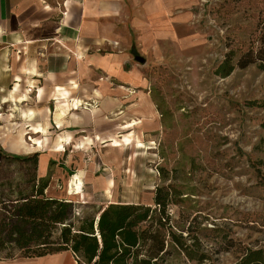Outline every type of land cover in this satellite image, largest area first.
<instances>
[{"label": "rangeland", "instance_id": "374dc122", "mask_svg": "<svg viewBox=\"0 0 264 264\" xmlns=\"http://www.w3.org/2000/svg\"><path fill=\"white\" fill-rule=\"evenodd\" d=\"M175 13L177 32L169 31L160 52L134 40L129 49L140 80L132 92L137 103L139 96L148 99L158 123L151 128L150 118L138 117L139 140L114 141L115 150L85 144L55 152L58 132L47 125L36 137L41 147L17 151L11 144L29 132L31 122H47L48 103L39 102L42 92L28 84L18 87L27 101L9 100L12 84L0 88V241L8 237L6 211L18 205L20 191H30L31 170L3 152H38V165L44 158L46 164L37 175L49 177L45 195L70 197L85 215L105 200L152 205L155 188L166 186L163 230L181 233L196 256L204 255L201 264H236L246 248L264 246V184L252 165L264 156V69L257 58L264 49V0H196ZM227 55L234 68L222 77L215 69ZM31 111L32 119L21 117ZM77 164L86 180L76 175ZM107 180L112 192L105 194ZM166 240L164 264H197L168 242L170 236ZM0 249V256L9 255L4 259L19 255L9 243Z\"/></svg>", "mask_w": 264, "mask_h": 264}, {"label": "crops", "instance_id": "0c3cea01", "mask_svg": "<svg viewBox=\"0 0 264 264\" xmlns=\"http://www.w3.org/2000/svg\"><path fill=\"white\" fill-rule=\"evenodd\" d=\"M55 1L0 0V88L12 84L9 100L27 101L24 94L19 96L18 87L28 84L42 92L39 102L48 103L47 122H31L29 132L20 133L12 148L29 152L41 147L36 137L46 133L47 125L58 132L55 152L80 150L85 144L115 150L114 141L127 145L126 139L139 140L140 123L122 128L138 117L150 118L151 128H157L148 99L139 96L141 107L137 106L132 92L140 80L129 49L134 40L160 52L169 31L177 32L176 8L196 0ZM23 116L32 119L34 114ZM27 133L38 135L27 139ZM45 164V158L39 160L40 173ZM77 165L76 175L82 178ZM108 181L101 192H112ZM0 264L78 263L70 250H62L37 257L0 258Z\"/></svg>", "mask_w": 264, "mask_h": 264}, {"label": "trees", "instance_id": "16d2710c", "mask_svg": "<svg viewBox=\"0 0 264 264\" xmlns=\"http://www.w3.org/2000/svg\"><path fill=\"white\" fill-rule=\"evenodd\" d=\"M257 58L264 69V49H259ZM249 61L238 65L244 67ZM233 68L231 57L227 55L217 65L215 73L224 77ZM3 154L31 166L27 182L30 191H20L18 205L6 211L8 237L0 241V244H12L18 256L37 257L70 250L78 264H164L166 236H170L168 242L189 259L201 264L205 258L202 253L194 254L181 233L169 228L163 230L168 221L166 206L170 200L166 186L155 188L152 205L111 202L100 205L94 214L82 213L72 219L74 207L79 206L70 197L45 195L49 177L37 175L38 152L26 156ZM252 165L260 183L264 184V156ZM236 264H264V246L246 248Z\"/></svg>", "mask_w": 264, "mask_h": 264}, {"label": "bare ground", "instance_id": "6f19581e", "mask_svg": "<svg viewBox=\"0 0 264 264\" xmlns=\"http://www.w3.org/2000/svg\"><path fill=\"white\" fill-rule=\"evenodd\" d=\"M8 100L7 99H4V102L3 103H6ZM33 118V117H32ZM141 121L140 120H133V121H130L128 123H126L125 126H123L122 128H127V127H133L134 125H137L138 123H140ZM127 130V129H126ZM129 141V140H128ZM139 142V141H138ZM143 147V144L141 142L137 143V148H142ZM78 176H75L74 178H72L71 181H74L75 180V186H76V190H78V192H76L75 194H78L80 193L79 192V182L80 180L77 179ZM78 181V182H77ZM72 184V183H71Z\"/></svg>", "mask_w": 264, "mask_h": 264}, {"label": "built area", "instance_id": "2783aa9c", "mask_svg": "<svg viewBox=\"0 0 264 264\" xmlns=\"http://www.w3.org/2000/svg\"><path fill=\"white\" fill-rule=\"evenodd\" d=\"M81 211L79 207H74L73 209V214H72V219L78 218L81 216Z\"/></svg>", "mask_w": 264, "mask_h": 264}]
</instances>
